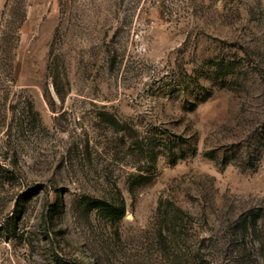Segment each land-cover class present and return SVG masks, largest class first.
Returning a JSON list of instances; mask_svg holds the SVG:
<instances>
[{"label": "rangeland", "instance_id": "1", "mask_svg": "<svg viewBox=\"0 0 264 264\" xmlns=\"http://www.w3.org/2000/svg\"><path fill=\"white\" fill-rule=\"evenodd\" d=\"M0 264H264V0H0Z\"/></svg>", "mask_w": 264, "mask_h": 264}, {"label": "trees", "instance_id": "2", "mask_svg": "<svg viewBox=\"0 0 264 264\" xmlns=\"http://www.w3.org/2000/svg\"><path fill=\"white\" fill-rule=\"evenodd\" d=\"M247 215L240 221L241 222V227L242 229H244V231H247V228H248V224H247ZM251 222V221H250ZM255 219H252V229L254 230L255 229Z\"/></svg>", "mask_w": 264, "mask_h": 264}]
</instances>
